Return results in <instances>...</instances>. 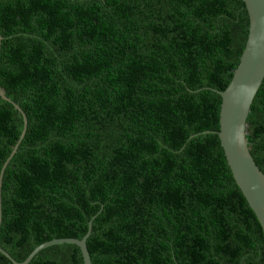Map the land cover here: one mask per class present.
<instances>
[{
    "label": "trees",
    "instance_id": "16d2710c",
    "mask_svg": "<svg viewBox=\"0 0 264 264\" xmlns=\"http://www.w3.org/2000/svg\"><path fill=\"white\" fill-rule=\"evenodd\" d=\"M245 31L242 0H0V88L26 120L1 182L0 247L22 261L92 219L91 264H264L213 132ZM248 115L264 174V78ZM21 128L0 96V173ZM28 264L83 257L62 243Z\"/></svg>",
    "mask_w": 264,
    "mask_h": 264
},
{
    "label": "water",
    "instance_id": "95a60500",
    "mask_svg": "<svg viewBox=\"0 0 264 264\" xmlns=\"http://www.w3.org/2000/svg\"><path fill=\"white\" fill-rule=\"evenodd\" d=\"M246 8L245 42L239 55L232 78L220 94L222 101L219 112V126L213 131L219 138L221 152L227 168L248 200L253 213L261 226L264 237V174L255 164L249 151L246 139L248 129V113L253 98L264 78V0H242ZM1 41V33H0ZM0 96L16 107L22 117V128L17 137L12 152L4 161L0 173V186L4 169L15 154L18 143L26 129V120L18 104L11 102L0 88ZM1 211V208H0ZM1 221V217H0ZM92 219L85 235L80 239L74 237L54 238L38 245L29 256L22 261H16L0 247L12 264H28L42 249L62 243H73L80 249L83 264H91V255L87 246V237L91 232Z\"/></svg>",
    "mask_w": 264,
    "mask_h": 264
},
{
    "label": "bare ground",
    "instance_id": "6f19581e",
    "mask_svg": "<svg viewBox=\"0 0 264 264\" xmlns=\"http://www.w3.org/2000/svg\"><path fill=\"white\" fill-rule=\"evenodd\" d=\"M248 116H249V115H248ZM11 160H12V159H11ZM9 162H10V161H9ZM5 170H6V169H5ZM1 202H2V201H1V186H0V208H1V206H2V205H1L2 203H1ZM1 217H2V216H1ZM1 223H2V221H1ZM0 226H1V225H0ZM91 231H92V230H91ZM90 234H91V233H90ZM87 239H88V238H87ZM55 245H56V244H55Z\"/></svg>",
    "mask_w": 264,
    "mask_h": 264
}]
</instances>
